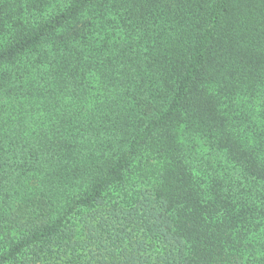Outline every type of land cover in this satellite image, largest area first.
Here are the masks:
<instances>
[{
    "label": "trees",
    "instance_id": "1",
    "mask_svg": "<svg viewBox=\"0 0 264 264\" xmlns=\"http://www.w3.org/2000/svg\"><path fill=\"white\" fill-rule=\"evenodd\" d=\"M0 264H264V0H0Z\"/></svg>",
    "mask_w": 264,
    "mask_h": 264
}]
</instances>
